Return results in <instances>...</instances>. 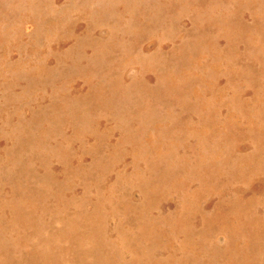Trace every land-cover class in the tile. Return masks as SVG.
<instances>
[{
	"label": "rangeland",
	"instance_id": "obj_1",
	"mask_svg": "<svg viewBox=\"0 0 264 264\" xmlns=\"http://www.w3.org/2000/svg\"><path fill=\"white\" fill-rule=\"evenodd\" d=\"M0 264H264V0H0Z\"/></svg>",
	"mask_w": 264,
	"mask_h": 264
}]
</instances>
